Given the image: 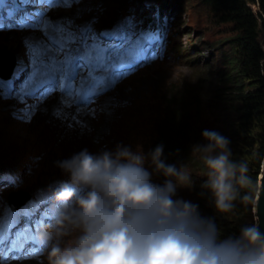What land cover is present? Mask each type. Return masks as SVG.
I'll use <instances>...</instances> for the list:
<instances>
[{
    "label": "clouds",
    "instance_id": "obj_1",
    "mask_svg": "<svg viewBox=\"0 0 264 264\" xmlns=\"http://www.w3.org/2000/svg\"><path fill=\"white\" fill-rule=\"evenodd\" d=\"M139 2L125 12L163 20L164 12L155 0ZM173 20L149 29L167 35L161 45L165 52L170 50ZM160 120L139 123L143 133L150 134L147 145H137L135 150L130 144L114 148L100 141L56 162L69 179L52 190L53 203L60 209L40 227L38 238L51 243L46 255L33 263L264 264V233L258 227L246 225L234 236H223L213 217L201 215L199 204L178 197V189L192 190L196 185L190 172L162 159L163 145L156 142ZM201 136L206 143L193 145L190 151L201 154L206 169L199 196L207 193L216 213H230L238 198L241 203L251 199L247 193L240 194L251 183L248 163L231 159L227 137L209 130ZM154 176L163 177V182H154ZM33 259L17 263L32 264L28 262Z\"/></svg>",
    "mask_w": 264,
    "mask_h": 264
},
{
    "label": "rangeland",
    "instance_id": "obj_2",
    "mask_svg": "<svg viewBox=\"0 0 264 264\" xmlns=\"http://www.w3.org/2000/svg\"><path fill=\"white\" fill-rule=\"evenodd\" d=\"M121 1L126 3L122 4ZM171 3L178 7L172 9L175 12V17L171 29L173 38L169 42L168 56L156 61L154 65L148 68L144 66L138 73L126 78L127 80L134 78L130 83L122 84L117 88L114 87L101 95L104 98L103 103L111 99H116L118 103L116 108L114 107L107 116L99 115L91 118L94 126L91 131L79 133L68 125L59 122L62 118L58 114L63 116L76 107L79 104L80 97L91 86L85 79H79L77 83H74L73 79L67 75L70 63H64L62 66L55 68L38 64L37 66L31 65L28 66V70H35L33 77H27L25 71L21 74L20 79H24V82L21 85L20 94L33 96L40 89L43 90L47 83L52 84V87L44 90L35 98L32 108V111L35 112L31 116L32 120L30 122H25L22 118L12 115L11 105L13 104L11 101L0 100V163L17 170L14 180L19 182L17 186L11 189L23 188L28 190L30 188L33 193L51 189L56 176L65 174L57 167V161L70 158L74 153L79 152L88 145L96 147V143H100V141H106L114 148L117 144H130L134 150L137 145H147V137L150 133H143L138 124L150 118L161 119V115L168 107L164 105L162 99L164 89L177 86L181 82L196 86V97L199 99L198 108L193 103H186L188 114L184 119V130L198 136L206 129L207 124H211L212 121L217 119L219 111L216 109L215 104L212 105L211 97L207 94L212 85L205 84L203 81L199 84L197 77L200 71L211 76L222 66L223 54L228 50V46L226 42L219 43L218 41L229 33V25L215 26L208 8L203 5L201 0H175ZM75 4V7L67 8L60 7L58 4L51 5L45 14L56 18L57 23L61 26L66 24L79 30L87 23H95L97 20H99L98 25L109 24L111 20L120 22L122 10L131 5L142 4V2H139V0H75ZM184 32H190L195 40L190 41L188 35ZM41 33L47 35V29L43 25L34 32H29V29L24 28L23 35L27 40V46L25 47L22 42L19 43L8 38L11 31L3 32L0 30V46H8L17 57H21L23 51L28 50L31 40H34L38 45L43 43ZM70 35L73 36L72 33ZM261 36L262 40L264 36ZM191 42L195 44L194 47ZM184 48L187 49V52ZM178 49H180L179 53H177ZM196 50L204 52V54L202 53L203 58L198 59V61L189 57ZM28 54L29 51L25 52L26 58ZM31 54L35 58L38 57L35 52ZM44 70L49 72L51 79L45 76ZM59 77L62 78L59 80ZM168 94L169 92H167ZM122 100H125L126 104L121 105L119 101ZM216 103L219 105V101ZM224 107L228 108L227 105ZM227 112L229 121L225 122L222 130L227 131L220 134L229 139L231 136H228L227 132H232V127L229 128V125L232 124L233 126L237 116L231 110ZM180 114L182 115V113ZM217 127H219L218 124L215 128ZM180 129L181 127L177 124V135H179ZM45 130L48 131L46 144L42 142ZM52 131L58 139L64 133H67V141H64L62 145L52 143V146H50L51 138L54 140ZM193 145H195V142L188 144V148L191 149ZM176 155L185 157L184 151L182 153L180 150L176 152ZM186 161L188 160L186 159ZM242 161L247 162V158H243ZM182 168L191 172L185 166H182ZM203 173L196 171L192 179L205 178ZM14 180L6 177L7 182ZM259 188L258 179L257 192ZM5 190H9V188H0V197H7L6 193L8 191ZM192 197L193 194L188 199L184 194L180 198L191 201ZM253 208V219L257 220L255 202ZM8 209L7 207L6 211ZM4 212L0 216V264H13L5 245L10 231L8 226L11 224L12 218ZM67 240L68 237H64L62 242ZM31 263L37 264V262Z\"/></svg>",
    "mask_w": 264,
    "mask_h": 264
},
{
    "label": "trees",
    "instance_id": "obj_3",
    "mask_svg": "<svg viewBox=\"0 0 264 264\" xmlns=\"http://www.w3.org/2000/svg\"><path fill=\"white\" fill-rule=\"evenodd\" d=\"M201 1L208 8L215 26L227 24L230 28L229 33L218 41L219 43L224 41L228 46V50L223 54L222 66L211 76L200 71L197 77L199 84L203 81L205 84L212 85L207 94L211 97L212 105L215 104L219 111L217 119L207 124L205 130L215 131L218 128L215 132L224 133L227 131H222L225 122L229 121L227 111L235 112L237 120L233 126L229 125V128L232 127V132H227V135L231 136L229 138L231 159L240 162L243 158H247L251 183L247 188L241 189L240 194L243 196L247 193L251 199L241 203L238 198L232 212L218 214L214 211L207 193L204 198L199 196L201 181L205 179L203 177L194 180L196 187L192 190L181 188L178 189L177 195L181 197L185 194V197L189 199V196L193 194L191 201L199 204L201 215L213 217L223 236H234L242 227L256 225V220L253 219V206L264 159V37L262 40L260 38L261 35L264 36V0ZM155 2L159 6V11L175 17L172 9L178 6L171 3L175 0H155ZM184 34L188 35L190 41L195 40L190 32H184ZM191 45L195 46L193 42ZM193 52L189 57L195 61L204 56V52L199 50ZM196 91V86L188 85L186 82L164 89L162 99L164 105L168 107L157 123L159 132L156 139L157 145H163L164 148L162 159L167 164H174L178 168L187 167L192 176L196 171L203 173L206 170L200 158L201 154L190 152L191 149L188 148L190 143L202 145L206 141L201 133L198 136L192 135L183 127L184 119L188 114L186 103H193L198 108L199 99L196 97ZM167 92H169L168 95ZM225 105L230 110L225 108ZM177 124L181 127L179 135H177ZM217 124L219 127L215 128ZM47 134L48 131L45 130L42 137L44 144L47 143ZM179 150L182 153L184 151L185 157L176 155ZM0 165L5 164L0 163ZM153 181L162 183L163 177L154 176Z\"/></svg>",
    "mask_w": 264,
    "mask_h": 264
},
{
    "label": "snow or ice",
    "instance_id": "obj_4",
    "mask_svg": "<svg viewBox=\"0 0 264 264\" xmlns=\"http://www.w3.org/2000/svg\"><path fill=\"white\" fill-rule=\"evenodd\" d=\"M3 3V0H0ZM27 6L37 8L41 14L33 17V22L40 26H45L47 35L41 33L43 43L39 45L38 65L50 67L62 66L64 63L76 64L79 68L82 79H90L89 73L94 71L92 63L95 57H100L106 62L118 59L114 56L112 49L104 46H96L89 39L87 42L83 34L78 33V29L69 25L61 26L56 18L43 13V9L51 5L60 7H75V0H26ZM72 34H78L79 38L73 42Z\"/></svg>",
    "mask_w": 264,
    "mask_h": 264
},
{
    "label": "water",
    "instance_id": "obj_5",
    "mask_svg": "<svg viewBox=\"0 0 264 264\" xmlns=\"http://www.w3.org/2000/svg\"><path fill=\"white\" fill-rule=\"evenodd\" d=\"M264 48V46H263ZM1 59V57H0ZM259 190L257 192L255 201V216H256V227H258L261 233H264V159L262 163V170L259 175ZM21 192L12 193L7 197L8 203L16 201Z\"/></svg>",
    "mask_w": 264,
    "mask_h": 264
},
{
    "label": "bare ground",
    "instance_id": "obj_6",
    "mask_svg": "<svg viewBox=\"0 0 264 264\" xmlns=\"http://www.w3.org/2000/svg\"><path fill=\"white\" fill-rule=\"evenodd\" d=\"M111 21H112V20H111ZM44 73H45V76H47V78H50V79L52 78L51 75L49 74V72H48L47 70H44ZM81 112H82V111H78L76 114H77V115H80ZM58 116H59L60 118H62V116H61L60 114H58ZM68 118H69V117H68ZM68 118H62V119L68 121ZM59 122H60V123H63L62 120L59 121ZM46 128L48 129L49 127L47 126ZM52 134L54 135V140H53V143H54V144L62 145V143H63L64 141H67V133H64V134L61 136L60 139H58V137H55V133H54L53 131H52ZM18 197L21 198V195H19ZM22 202H23V201H22ZM28 263H31V262H28Z\"/></svg>",
    "mask_w": 264,
    "mask_h": 264
}]
</instances>
